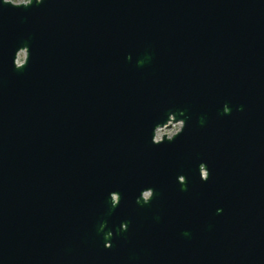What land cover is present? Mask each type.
Masks as SVG:
<instances>
[{"label": "water", "instance_id": "obj_1", "mask_svg": "<svg viewBox=\"0 0 264 264\" xmlns=\"http://www.w3.org/2000/svg\"><path fill=\"white\" fill-rule=\"evenodd\" d=\"M0 264H264V0H0Z\"/></svg>", "mask_w": 264, "mask_h": 264}, {"label": "rangeland", "instance_id": "obj_2", "mask_svg": "<svg viewBox=\"0 0 264 264\" xmlns=\"http://www.w3.org/2000/svg\"><path fill=\"white\" fill-rule=\"evenodd\" d=\"M10 1L11 3L18 4V3H23L26 2V0H7ZM24 54L23 53H18L17 55V63H20L23 59ZM180 127V124H175V125H170L169 129H160L155 132V140H158L161 135L165 134L166 137H170L173 134H175Z\"/></svg>", "mask_w": 264, "mask_h": 264}, {"label": "flooded vegetation", "instance_id": "obj_3", "mask_svg": "<svg viewBox=\"0 0 264 264\" xmlns=\"http://www.w3.org/2000/svg\"><path fill=\"white\" fill-rule=\"evenodd\" d=\"M173 125H175V124H173ZM170 127V126H169ZM169 127L168 128H165V129H169Z\"/></svg>", "mask_w": 264, "mask_h": 264}]
</instances>
